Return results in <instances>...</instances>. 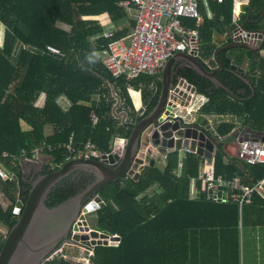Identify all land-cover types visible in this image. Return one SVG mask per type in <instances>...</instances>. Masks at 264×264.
I'll return each instance as SVG.
<instances>
[{"label": "trees", "instance_id": "1", "mask_svg": "<svg viewBox=\"0 0 264 264\" xmlns=\"http://www.w3.org/2000/svg\"><path fill=\"white\" fill-rule=\"evenodd\" d=\"M123 1L127 0H0V164L14 176L11 181L0 178V191L10 202L7 208L0 205V224L8 232L19 219L17 201L26 203L35 181L22 168L23 151L31 159L36 149L46 145L43 155L51 160L44 168L51 172L72 160L64 147L70 142L77 150L90 140L99 153H110L113 139L130 137L134 126L159 101L161 80L152 94V77L128 82L125 77H113L103 66L102 53L109 43L127 37L135 27V16L120 7ZM199 11L203 17L199 26L194 19L184 20L183 25L198 30L197 57L232 94L216 88L192 67L181 75L206 100L197 118H202L199 129L217 145L215 176L239 177L245 185L254 186L264 178V165L231 157L223 144L240 132L264 140V46L261 51L239 47L244 54L235 56L233 51L238 48H229L216 57L215 33L226 35L224 46L235 42L234 0H201ZM242 12L239 21L245 32L264 30V0H249ZM126 23L129 27L119 29ZM107 31L113 32V38L104 37ZM49 46L61 54L50 52ZM246 59L250 69L243 73L241 65ZM109 87L121 100L116 111ZM131 90H141L146 109L140 116L134 110ZM38 101H43L42 107L36 105ZM121 111L128 115L125 123L116 116ZM212 116L218 120L213 125L215 132L206 119ZM204 160L187 154L180 161L172 154L164 172L146 167L137 181L124 176L101 189L98 195L105 206L88 213L95 215L90 229L118 236L120 244L95 247L90 251V264H241L245 228L264 227V199L254 194L252 203L240 210L239 203L231 199L214 202L202 194L192 196L193 179L201 188L198 178ZM79 174L76 178L69 175L51 189L46 201L50 209L95 181L87 172ZM155 186L158 193L148 197ZM3 242L0 235V248ZM44 264L75 263L49 257Z\"/></svg>", "mask_w": 264, "mask_h": 264}, {"label": "water", "instance_id": "2", "mask_svg": "<svg viewBox=\"0 0 264 264\" xmlns=\"http://www.w3.org/2000/svg\"><path fill=\"white\" fill-rule=\"evenodd\" d=\"M238 30L236 29L234 32ZM252 39L261 40V46L253 47ZM263 46L264 30H259L253 34L247 33L246 41H235L233 44L222 47L218 54L229 48L243 47L256 51ZM197 52V49L193 53L180 52L168 60L163 70L162 87L156 107L134 126L130 137L115 139L116 147L121 148L124 145L121 155L105 154L102 157L103 160L72 159L57 170L40 176L32 182L26 203L23 204L21 201L16 203L15 213L19 215V219L7 233L0 248V264H44L51 252L61 241L68 238L78 223L86 225L85 231L89 234L73 237L79 238L86 247L94 249L97 246H116L114 242L119 237H109L96 230L91 231L86 219L88 213L105 206L104 201L98 195L101 189L119 182L127 175L137 181L146 167L157 168L164 172L168 164L166 156L184 148L190 147L191 150L197 151L199 156L209 160L213 159L215 144L213 141L207 140L203 133H200L201 118L196 119L193 123H187L179 114L183 109L189 107L192 96L197 93L196 88L185 79L179 78L177 82L172 80L173 65L178 58H181L217 87H222L232 94L218 79L216 72L207 70L197 57ZM218 63L224 70L225 67L219 59ZM119 104L120 99H118L114 110ZM120 116L126 117V113L122 112ZM43 167L41 166L39 170H42ZM79 171L93 174L95 181L79 195L59 207L50 209L46 201L51 189L69 175ZM81 206H85L83 213L78 211ZM74 208L76 209L75 216H72L61 233L39 234L41 225L46 223L45 220L51 213L67 209L73 214ZM75 220L78 222L74 225ZM88 235L93 238L101 237V239H91ZM108 239L111 241L109 242Z\"/></svg>", "mask_w": 264, "mask_h": 264}, {"label": "built area", "instance_id": "3", "mask_svg": "<svg viewBox=\"0 0 264 264\" xmlns=\"http://www.w3.org/2000/svg\"><path fill=\"white\" fill-rule=\"evenodd\" d=\"M200 1L127 0L121 2L120 7L128 11L131 16H135V27L127 37L114 40L109 43L108 48H105L102 53L104 68L113 77L119 78L122 76L128 82L148 75L154 79L153 83L149 85L152 89L155 83L161 80L163 69L168 60L180 52L193 53L196 49L199 52L198 30H187L183 25V21L194 19L197 22V26L203 22V17L199 11ZM216 1L221 3L223 0ZM248 2L249 0H234L233 14L235 22L237 21V6L248 4ZM246 34L247 32L243 29H239L232 34V38L234 41H246ZM113 36V32L107 31L104 33V37L107 39H111ZM47 49L52 53L61 54L56 48L49 46ZM191 101L184 118L192 116V113L199 110L203 104L197 105L193 97ZM195 106L196 108H194ZM91 117L94 124H96L98 119L94 114ZM121 118L126 119L124 116H121ZM211 131L215 132V129L213 128ZM200 133H203V131L200 130ZM204 136L209 140L211 135L204 134ZM115 139L111 144V152L106 153V155H121L123 152L124 145L121 148L116 147ZM235 141L237 146L236 156L241 161L249 165H264V140L248 138L246 134L240 132L235 137ZM64 147L68 149L71 159L103 160L102 157L105 155L99 153L97 146L90 140L77 150L72 147V142ZM45 149L46 145L36 149L31 160L38 159ZM48 150L52 151L53 147H48ZM180 152H182L183 156L187 154L198 156L197 151L193 152L189 148H184ZM4 157H7V155L4 154ZM21 157H25L26 161H30L25 151H23ZM17 159L18 157L13 158L14 161ZM203 164L198 178L201 182V188L196 185V179H193L190 187L192 196L198 197L202 194L204 198L214 202H225L231 199L233 202L239 203L240 210H242L243 205L252 203L254 194L258 193L264 199V178L259 180L254 186H248L241 182L239 177L231 180H225L222 176L216 177L212 164H206V160H204ZM13 177L0 164V178L11 181ZM127 177L129 176L127 175ZM115 244H120V238L115 240Z\"/></svg>", "mask_w": 264, "mask_h": 264}, {"label": "rangeland", "instance_id": "4", "mask_svg": "<svg viewBox=\"0 0 264 264\" xmlns=\"http://www.w3.org/2000/svg\"><path fill=\"white\" fill-rule=\"evenodd\" d=\"M62 27L68 28L67 26H62ZM107 28L112 29V27H107ZM251 42H253V41H251ZM256 44L257 45L255 47H258L261 44V42L259 41ZM262 53H263L262 55L264 56V51ZM109 89L111 90V92L109 91L111 93V95L114 96L115 99H117V101H118V99H120L118 97V95H116V93L113 91L112 87H109ZM36 105L38 107H42L43 101H38ZM116 116H117V114H116ZM117 118H120L122 121L124 120L123 118L118 117V116H117ZM23 126L25 127V129H28V127L25 124H23ZM229 143H230L229 151L231 154H233L232 156L231 155L230 156L233 158L239 159L236 156L237 146H236L235 139L230 140ZM173 155H177L179 158V157H181L182 152H175ZM31 159H33V158H31ZM31 159H30V162H28L26 164V167L23 170H24L25 174H27V175H31V173H32V175L34 174V176H36L37 173H39V172L37 171V173H35V172L33 173L32 167L36 166V165L39 166L38 164L34 165V162H37L39 159L38 160L37 159L31 160ZM179 160L181 161V158ZM207 163L214 164V161L206 160V164ZM45 164H49V163L46 162ZM40 167L41 166H39V168ZM157 193H158V189L155 186L147 192V195H148V197H150V196H153L154 194H157ZM3 199H4L5 203H3L2 205L4 206V208H7L10 205V202H8L7 199H5L4 197H3ZM93 215L94 214H88V216L86 215L88 225L91 227H94L93 224L95 223ZM245 230H246V228H245ZM91 231H93V230L91 229ZM7 232H8L7 227L0 224V235L2 234V236H4L3 234H7ZM243 232H244V229H243ZM263 233H264V228L262 226L261 227H255L250 232H245V234L243 235V238H242V242H241V254L243 256V257H241V264H259V261L260 262L262 261V258H263L262 256H259L258 260L256 259L255 249L257 247H262L264 249V245H262L264 243V241L261 242V236ZM87 234H89V233L83 232V234H82L81 232H77L75 230V233H73V236L77 235L80 237V236L87 235ZM88 236H90L91 239H101V237L93 238V237H91V235H88ZM73 239L76 240L77 242H82L79 238L76 239L73 237ZM102 239H104V238H102ZM258 240H259V242H258ZM108 241H109V239H108ZM90 251H92L90 248H85V247L77 246V245H73V244H63L59 249H55L53 252H51L50 258L53 259V258L63 257L64 259H66L70 262H73L75 264H78V262H80V261H81V263L83 262L85 264H90L91 263L90 262V259H91L90 256L92 255V253H90Z\"/></svg>", "mask_w": 264, "mask_h": 264}, {"label": "crops", "instance_id": "5", "mask_svg": "<svg viewBox=\"0 0 264 264\" xmlns=\"http://www.w3.org/2000/svg\"><path fill=\"white\" fill-rule=\"evenodd\" d=\"M245 4H243L242 6H238L237 7V9H236V14H237V16H236V19H238V21H237V23H236V25H237V28L236 29H243V27L241 26V24H240V17L242 16V14H243V6H244ZM133 18V17H132ZM233 22L235 23V21H234V14H233ZM127 27H129V24L128 23H126V24H123L122 26H120V29L121 28H127ZM114 29H116V28H114ZM235 31V30H234ZM234 31L232 32V34L234 33ZM230 35H231V33H230ZM214 41H215V44L219 47V50L222 48V47H224V44H226V42H227V38H226V35H223V36H221V35H219V34H217V33H215L214 34ZM217 41V42H216ZM253 42H252V46L253 47H255L257 44V42H261V40H259V39H253L252 40ZM261 44H262V42H261ZM261 44L258 46V47H255V48H259L260 46H261ZM221 47V48H220ZM238 49H235L234 51H233V54H234V56L237 54V55H243L244 53H243V51H241L240 49H239V47H237ZM263 48V47H262ZM262 48L260 49V50H256V51H261L262 50ZM246 50V49H245ZM224 51V50H223ZM221 52V51H220ZM219 52V53H220ZM263 52V51H262ZM261 52V55L263 54ZM230 55V54H229ZM263 56V55H262ZM216 57H218V51L216 52ZM215 58V57H214ZM213 58V59H214ZM206 62H210V61H206ZM212 63V62H211ZM188 64V62H186V61H184V60H182L181 58H178L177 60H176V62L174 63V65H173V68H172V80H174V82H177L178 81V79L179 78H181V79H185V78H183V76L181 75V72H183L184 71V69H186V68H190V66L189 65H187ZM219 65V64H218ZM241 68H242V70H243V73H246L249 69H250V64H249V60L248 59H246L245 61H243V63H242V65H241ZM164 70V69H163ZM241 74L240 75V77H242L243 79H244V74ZM206 78V77H205ZM153 79V78H152ZM154 80V79H153ZM163 80V74H162V77H161V81ZM245 80H247L246 78H245ZM160 81V80H159ZM159 81H157V82H159ZM185 81L187 82V80L185 79ZM157 82L155 83V86L151 89L150 88V86H149V88L151 89V93L152 94H154L156 91H157V86H158V84H157ZM152 83H153V81H152ZM215 85V84H214ZM215 86H217V85H215ZM140 87H142V85L140 86ZM216 88H221V87H216ZM130 93H131V96H132V102H133V105H134V110H135V112H136V114H138L139 116L140 115H142L143 114V112L145 111V106H144V102H143V100H142V93H141V90H139V91H133V90H131L130 91ZM195 96H197V93H196V95ZM203 97L201 96V95H198V101H199V99H202ZM131 111V110H130ZM132 112V111H131ZM198 116V114L196 113L195 114V117H197ZM222 119L224 118V117H221ZM221 118H219V120L221 119ZM129 119V118H128ZM202 119V118H201ZM207 120H209V126L208 127H210V128H214L215 126H213V125H215V122H217L218 120L216 119V117H214V116H212V117H209V118H206ZM225 120L227 119V118H224ZM229 146H230V143L229 142H225L224 144H223V148H224V150L229 154V155H233V154H231L230 153V151H229ZM215 153H214V155H213V159L211 160V161H214L215 162V157H216V155H217V150L215 149V151H214ZM185 156H183V154L181 155V157H179V159L181 158V161L183 160V158H184ZM39 159V160H38ZM37 160V162H34V165L35 164H38L39 166H44V163L45 162H49L50 160H51V157H49V156H47V155H41V157H39ZM223 160H225V158L223 157ZM28 162H30V161H25L23 164H22V168L24 169L25 167H26V164L28 163ZM212 164V163H211ZM3 164H1V166H2ZM204 165V164H203ZM37 166V165H36ZM212 167H213V169H215V166H214V164H212ZM2 168L7 172V173H9V171H7V169H6V167H4V165L2 166ZM3 197L6 199V197L4 196V194H2L1 193V191H0V205H2L3 203H5V201H4V199H3ZM8 201V200H7ZM9 202V201H8ZM3 206V205H2ZM4 207V206H3ZM2 225V224H1ZM4 226V225H3ZM6 227V226H5ZM264 228V227H263ZM254 228H249V227H247L246 228V230H245V232H250V231H252ZM244 232V233H245ZM8 233V232H7ZM2 235V234H1ZM4 236L6 235V234H3ZM258 239V238H257ZM262 241H264V233L262 234V236H261V242ZM258 242H259V240H258ZM262 245H264V243L262 244ZM255 254H256V259L258 260L259 259V256H262L263 258H262V261L260 262L259 261V264H264V249L262 248V247H257L256 249H255ZM241 257H243L242 256V254H241Z\"/></svg>", "mask_w": 264, "mask_h": 264}, {"label": "flooded vegetation", "instance_id": "6", "mask_svg": "<svg viewBox=\"0 0 264 264\" xmlns=\"http://www.w3.org/2000/svg\"><path fill=\"white\" fill-rule=\"evenodd\" d=\"M32 168H33V173L34 172L37 173V171L39 173H37L36 176H34V174L32 175V173H31V175H30V178L31 179H35L36 180L40 176H43V175H46V174L51 173V171H50V169H48V167H45V168L43 167L42 170H39V166H33ZM79 172H81V171H79ZM79 172H75V173L72 174V175H74V178H76L77 176L80 175ZM91 175H93V174H91ZM84 207L85 206L79 207L78 211L80 213H83ZM51 209H54V208H51ZM73 212L74 213L72 214V211L67 210V209H64L63 211H56L55 213H51L46 218V220H45L46 223L44 225H41L39 234H45V235H47V234H57V233H61L63 231V228L65 227V225L70 222L72 216H75V213H76V209L75 208H74ZM76 222H78V221L75 220L73 224L75 225ZM75 230L76 229L74 228L71 231V233L69 234L68 238L67 239H64L63 241H61L57 245L56 249H59L63 244H73V245H77V246H82V247L88 248L82 242H77L76 240L73 239V233H75ZM82 234H83V232H82ZM6 235L4 236V239H5Z\"/></svg>", "mask_w": 264, "mask_h": 264}, {"label": "clouds", "instance_id": "7", "mask_svg": "<svg viewBox=\"0 0 264 264\" xmlns=\"http://www.w3.org/2000/svg\"><path fill=\"white\" fill-rule=\"evenodd\" d=\"M240 6H242V5H240ZM239 6V7H240ZM238 7V6H237ZM237 9V8H236ZM237 21H238V19H237ZM237 21L235 22V24L237 23ZM236 30V29H235ZM257 33V32H256ZM185 53H187V52H185ZM197 56H198V54H197ZM188 82V81H187ZM196 95V94H195ZM192 96L193 97V99L195 100V102L197 103V105H199V104H201V103H203L202 104V106L199 108V110H197L196 112H193L192 113V116H187L186 118H184V115L186 114V110H187V108H185V109H183L182 110V112H180L179 114H181L182 116H183V118L185 119V121L186 122H188V123H193V122H195L196 121V119H198L197 117H195V114L197 113H199V111H200V109L206 104V100H205V98L203 97L202 99H199V101H198V93H197V96ZM192 102V101H191ZM116 103H117V99H116ZM120 105H121V100H120V104H119V106L117 107V108H119L120 107ZM191 105V103L189 104V106ZM196 105V106H197ZM196 106L194 107V108H196ZM117 108L115 109V111L117 110ZM122 112H125L126 113V111H121V112H119L118 114L120 115ZM185 112V113H184ZM117 114V116L119 117V115ZM121 117V116H120ZM194 119V120H193ZM126 120H128V115H127V113H126V119L123 121V123H125L126 122ZM192 121V122H191ZM210 140V139H209ZM215 144V143H214ZM216 147H217V145L215 144V149H216ZM189 149H191L190 147H189ZM183 150V149H182ZM181 151V150H180ZM180 151H177V152H180ZM193 151V150H192ZM193 152H196V151H193ZM215 153V152H214ZM186 156V155H185ZM199 156V155H198ZM169 157V156H168ZM168 157H167V159H168ZM199 157H202V156H199ZM202 158H204V157H202ZM205 160H209V159H207V158H204ZM97 160V159H96ZM212 160V159H211ZM203 163H204V161H202V163H201V167H200V169L202 168V165H203ZM92 250V249H91Z\"/></svg>", "mask_w": 264, "mask_h": 264}, {"label": "bare ground", "instance_id": "8", "mask_svg": "<svg viewBox=\"0 0 264 264\" xmlns=\"http://www.w3.org/2000/svg\"><path fill=\"white\" fill-rule=\"evenodd\" d=\"M85 229H86V225H80V224H77V225H76V231H77V232H81V231H82V232H86ZM82 232H81V233H82Z\"/></svg>", "mask_w": 264, "mask_h": 264}]
</instances>
